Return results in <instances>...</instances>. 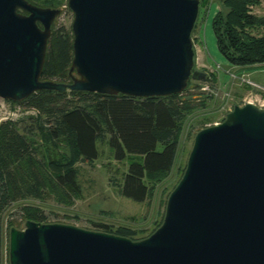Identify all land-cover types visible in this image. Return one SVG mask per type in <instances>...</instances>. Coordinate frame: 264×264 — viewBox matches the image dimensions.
I'll use <instances>...</instances> for the list:
<instances>
[{"label":"water","instance_id":"95a60500","mask_svg":"<svg viewBox=\"0 0 264 264\" xmlns=\"http://www.w3.org/2000/svg\"><path fill=\"white\" fill-rule=\"evenodd\" d=\"M70 83L41 80L59 9L0 0V99L41 91L134 98L198 89L192 32L200 0H67ZM190 83V84H189ZM9 264H264V108L234 106L198 131L161 225L129 238L60 223L11 228Z\"/></svg>","mask_w":264,"mask_h":264},{"label":"trees","instance_id":"16d2710c","mask_svg":"<svg viewBox=\"0 0 264 264\" xmlns=\"http://www.w3.org/2000/svg\"><path fill=\"white\" fill-rule=\"evenodd\" d=\"M27 1L51 9H59L67 2ZM212 1L219 6L211 28L221 56L234 67L264 65V34H254L264 28V17L254 15L251 10L260 0H200L202 20ZM71 59V29H55L52 24L41 80L70 83ZM207 79H212L209 74ZM188 90L168 97L144 99L121 94L41 90L13 102L36 114L0 123V212L18 201L29 198L40 201L43 197L71 207L80 193L76 164L91 165L96 161L101 143L108 145L116 161L127 162L119 185L120 195L137 203L152 200L158 187L168 181L174 170L185 128L193 121L195 111L205 108L211 98L184 96ZM185 165L178 168V179L172 190L182 177ZM166 191L167 187L162 193ZM21 211L24 222L45 223L40 208L27 204ZM163 215L164 212L148 236L161 225ZM14 226L8 222L5 244L1 241L0 226V264H9V230ZM97 227L99 232L133 241L148 237L135 239L144 230L129 227L113 229L104 224Z\"/></svg>","mask_w":264,"mask_h":264},{"label":"rangeland","instance_id":"374dc122","mask_svg":"<svg viewBox=\"0 0 264 264\" xmlns=\"http://www.w3.org/2000/svg\"><path fill=\"white\" fill-rule=\"evenodd\" d=\"M259 7L264 14V0H260ZM216 2L212 1L207 15L202 20V12L192 32V44L194 49L195 70L209 74L212 79L200 82V88L188 90L184 96H210L205 108H199L185 128L182 135L179 155L168 181L158 187L152 200L142 203L133 202L122 197L119 193L122 174L126 171V161H116L106 143L98 144L99 158L91 165L78 162L79 197L74 199L71 207H65L56 203L54 199L43 197V200L18 201L0 212V226L2 228L1 241L5 244V230L9 221L15 224V228L22 230V207L25 205L40 208L45 223H60L73 225L90 231L100 230L98 224H104L116 229L129 227L134 230H144V233L136 235L135 239L146 237L155 228L162 213L165 211V202L172 191V187L178 179L177 170L186 164L188 154L193 144L196 131L201 127H209L219 123L234 106H242L248 102L259 107L264 104V65L253 67H234L221 56L217 50L215 37L211 29V21ZM256 7V6H254ZM253 7V8H254ZM251 9L252 12L255 9ZM60 14L52 24L55 29L71 26L73 15L64 4ZM256 11V10H255ZM257 14L258 13H254ZM255 35L264 34V28L254 32ZM207 86L208 90H203ZM263 108V106L261 107ZM36 112L26 108L22 104L0 99V123L6 120H17L25 115H35ZM208 118V122L204 119ZM167 191L162 193L163 188ZM164 216V215H163ZM139 241V240H137Z\"/></svg>","mask_w":264,"mask_h":264},{"label":"crops","instance_id":"0c3cea01","mask_svg":"<svg viewBox=\"0 0 264 264\" xmlns=\"http://www.w3.org/2000/svg\"><path fill=\"white\" fill-rule=\"evenodd\" d=\"M262 5H263V3H261V4H259L258 6H256V7H254L253 9H255L252 13L254 14V13H258L257 14V16H259V17H264V14H260V13H262V11L260 10V8L259 7H262ZM210 8V7H209ZM219 11V6H216L215 7V9H214V14H213V17L215 16V14L217 13ZM207 15V14H206ZM254 15H256V14H254ZM213 19V18H212ZM203 22H204V20H203ZM212 22V21H211ZM212 29V28H211ZM262 67H264V66H262Z\"/></svg>","mask_w":264,"mask_h":264},{"label":"built area","instance_id":"2783aa9c","mask_svg":"<svg viewBox=\"0 0 264 264\" xmlns=\"http://www.w3.org/2000/svg\"><path fill=\"white\" fill-rule=\"evenodd\" d=\"M255 88H257V89H259V90H262V91H264V89L263 88H261L260 86H257V85H253ZM203 90H208L209 88H207V86H205L204 88H202ZM248 103H250V102H248ZM261 107L263 106V108H264V104L263 105H260Z\"/></svg>","mask_w":264,"mask_h":264}]
</instances>
